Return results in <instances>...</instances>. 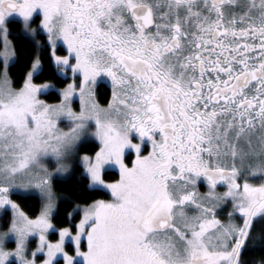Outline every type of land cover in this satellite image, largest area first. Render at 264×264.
<instances>
[{
    "label": "snow or ice",
    "instance_id": "snow-or-ice-1",
    "mask_svg": "<svg viewBox=\"0 0 264 264\" xmlns=\"http://www.w3.org/2000/svg\"><path fill=\"white\" fill-rule=\"evenodd\" d=\"M0 264H264V0H0Z\"/></svg>",
    "mask_w": 264,
    "mask_h": 264
},
{
    "label": "trees",
    "instance_id": "trees-1",
    "mask_svg": "<svg viewBox=\"0 0 264 264\" xmlns=\"http://www.w3.org/2000/svg\"><path fill=\"white\" fill-rule=\"evenodd\" d=\"M18 47L20 48V50L24 53H28L31 54L32 52V45L29 43V40L26 38H20L17 41ZM47 54H45V58H46ZM21 66H23V59L21 61ZM14 75H18L17 73H14ZM49 78V74H45L44 76L40 77L41 80H46ZM46 99H48L50 102H54V94L49 95L48 97H44ZM109 98V90L104 87L101 86L98 88V99L100 100V102L103 104L106 102V100ZM85 151H92L93 150V145H86L85 146ZM79 173L77 172V175ZM71 184L72 182H63L62 180L57 181L54 184V188L57 192L58 196H66V195H71ZM85 195H87V193H85ZM22 204V206L24 207L25 211H27L30 215L35 214L38 211V202L35 200H24V201H18ZM69 205L67 204H63L60 208V213L58 215V219L61 218L65 212V209L68 208ZM257 256L260 255V253H256Z\"/></svg>",
    "mask_w": 264,
    "mask_h": 264
},
{
    "label": "flooded vegetation",
    "instance_id": "flooded-vegetation-1",
    "mask_svg": "<svg viewBox=\"0 0 264 264\" xmlns=\"http://www.w3.org/2000/svg\"><path fill=\"white\" fill-rule=\"evenodd\" d=\"M105 87V86H104ZM109 96H110V92H109Z\"/></svg>",
    "mask_w": 264,
    "mask_h": 264
},
{
    "label": "rangeland",
    "instance_id": "rangeland-1",
    "mask_svg": "<svg viewBox=\"0 0 264 264\" xmlns=\"http://www.w3.org/2000/svg\"><path fill=\"white\" fill-rule=\"evenodd\" d=\"M10 246H12V245H10Z\"/></svg>",
    "mask_w": 264,
    "mask_h": 264
}]
</instances>
